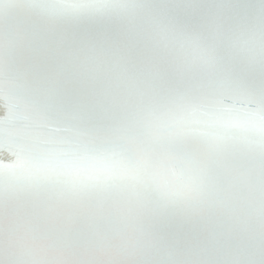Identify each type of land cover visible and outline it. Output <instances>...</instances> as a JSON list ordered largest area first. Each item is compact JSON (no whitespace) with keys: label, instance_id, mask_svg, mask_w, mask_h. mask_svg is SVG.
Here are the masks:
<instances>
[{"label":"snow or ice","instance_id":"obj_1","mask_svg":"<svg viewBox=\"0 0 264 264\" xmlns=\"http://www.w3.org/2000/svg\"><path fill=\"white\" fill-rule=\"evenodd\" d=\"M0 264H264V0H0Z\"/></svg>","mask_w":264,"mask_h":264}]
</instances>
